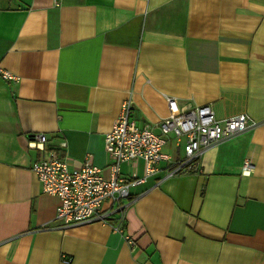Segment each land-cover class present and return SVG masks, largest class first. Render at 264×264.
Returning a JSON list of instances; mask_svg holds the SVG:
<instances>
[{"label":"crops","instance_id":"1","mask_svg":"<svg viewBox=\"0 0 264 264\" xmlns=\"http://www.w3.org/2000/svg\"><path fill=\"white\" fill-rule=\"evenodd\" d=\"M0 65L18 76L0 77V264H264V0H0ZM164 95L256 125L195 171L165 177L161 161L122 205L102 202L106 222L64 226L32 162L53 150L108 175L121 102L158 132ZM163 150L183 155L173 134ZM143 172L140 158L120 163L124 178Z\"/></svg>","mask_w":264,"mask_h":264},{"label":"built area","instance_id":"2","mask_svg":"<svg viewBox=\"0 0 264 264\" xmlns=\"http://www.w3.org/2000/svg\"><path fill=\"white\" fill-rule=\"evenodd\" d=\"M58 4L59 0H53ZM0 77L17 80L18 76L0 65ZM167 102V114L158 124V132L144 125L139 126L131 119L132 101L128 97L121 102L120 112L111 128L105 133L104 148L110 162L104 175L100 166L94 165L86 157L78 167H71L50 151L46 157L32 162L31 170L36 174L43 192L56 195V218L64 226L79 222L101 220L106 222L108 213L102 211V202L110 199L118 206L130 197L131 188L143 182L146 176L155 173L161 161L168 163L164 176L182 172L195 171L198 157L210 146L229 139L253 126L255 121L248 119L244 112L218 118L209 103L200 104L189 109H181L175 98L164 95ZM173 134L176 143H181L183 155L174 159L163 150L164 145ZM37 140L29 143L31 148L44 149L46 135H36ZM65 141L60 143L63 147ZM142 159L143 175L134 173L124 178L120 173V163ZM252 164L248 159L242 163L241 172L250 174ZM121 220H123V214ZM122 223L114 225L121 231ZM126 242L133 248L135 240L126 234Z\"/></svg>","mask_w":264,"mask_h":264}]
</instances>
